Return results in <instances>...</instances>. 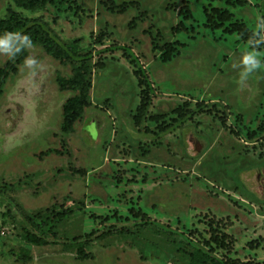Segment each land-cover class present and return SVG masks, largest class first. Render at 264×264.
I'll use <instances>...</instances> for the list:
<instances>
[{
	"label": "rangeland",
	"instance_id": "374dc122",
	"mask_svg": "<svg viewBox=\"0 0 264 264\" xmlns=\"http://www.w3.org/2000/svg\"><path fill=\"white\" fill-rule=\"evenodd\" d=\"M263 1L52 0L31 11L0 0V18L15 10L41 20L92 55L89 104L69 136L59 123L71 94L54 80L70 75L69 62L30 46L0 88V264H22V250L29 264H187L168 232L264 264ZM121 4L133 5L121 14ZM115 46L127 49L101 53ZM9 57L0 50V68ZM135 62L152 88L139 125ZM197 103L215 105L189 121L173 112ZM142 216L155 224L137 225ZM22 217L82 246L28 245Z\"/></svg>",
	"mask_w": 264,
	"mask_h": 264
},
{
	"label": "trees",
	"instance_id": "16d2710c",
	"mask_svg": "<svg viewBox=\"0 0 264 264\" xmlns=\"http://www.w3.org/2000/svg\"><path fill=\"white\" fill-rule=\"evenodd\" d=\"M15 5V9L31 10L34 11L40 7L50 4L52 0H11ZM230 6H244L247 5L246 0H226ZM133 4H121L118 7L119 13H124L127 8L131 7ZM260 15H261V26L262 34L264 36V1L260 5ZM219 13V12H218ZM231 14L228 11H221L219 13V20L221 23L227 22L231 18ZM79 40H74L70 43H63L52 31L49 25L38 19H22L19 18L16 11H9L5 17L0 18V50H8L10 52V57L7 59L6 63L2 68H0V88L3 82L9 77L17 73L18 68L23 67L28 58L27 48L30 46L38 47L43 54L54 59L69 62L72 65L70 70V75L65 76L60 73L55 74V84L59 92L70 93L71 96L62 105L61 120L59 123V134L60 136H69L73 133L74 124L81 116L84 108L89 104V90H90V80L88 78V68L87 64L92 59L91 53L80 54L77 52V46ZM171 47V46H170ZM169 47V48H170ZM126 47H109L101 51L105 53L113 50H123ZM171 51H167L162 56L163 62H168L171 60ZM136 63L138 68L134 73L138 78L139 86H143L145 90L142 91L145 95L140 105L137 108V115L135 117V122L137 125L140 124L141 118L144 116L147 106V98L149 91H151V86L144 73V69ZM101 68L103 67L100 64ZM1 93V89H0ZM214 106L215 103H197L195 104L194 110H189L187 105L184 104L182 107L175 109L173 112L178 118L182 120L189 121L196 114L202 113L207 106ZM158 119V118H156ZM164 132L167 131L165 128ZM0 195H3L2 190H0ZM58 220H62L66 217L65 214H56ZM22 222L24 225L23 242L34 246V247H46V246H63L66 244L80 248L82 246V239L79 237H73L71 239L64 240V242L57 239V235L54 233V227H50L43 230L42 227L36 224L29 217H22ZM155 223L150 221L145 216H142L137 222V225L141 227L152 226ZM173 236L181 238L180 242V252L188 258L187 264H240L236 260L229 258H219L213 254L211 248L194 243L191 239L182 238L181 235L175 232H168ZM50 236V237H49ZM225 239H230L228 236ZM87 241V240H83ZM216 244H220L221 249H225V243L221 240H215ZM228 243V242H227ZM31 262V257L27 250H22L21 256L17 263L29 264ZM243 264V263H241ZM249 264V263H245Z\"/></svg>",
	"mask_w": 264,
	"mask_h": 264
},
{
	"label": "clouds",
	"instance_id": "9594fccd",
	"mask_svg": "<svg viewBox=\"0 0 264 264\" xmlns=\"http://www.w3.org/2000/svg\"><path fill=\"white\" fill-rule=\"evenodd\" d=\"M243 63L248 66V70L250 71L252 68L257 67L258 61L254 59L252 56H245L243 58Z\"/></svg>",
	"mask_w": 264,
	"mask_h": 264
},
{
	"label": "water",
	"instance_id": "95a60500",
	"mask_svg": "<svg viewBox=\"0 0 264 264\" xmlns=\"http://www.w3.org/2000/svg\"><path fill=\"white\" fill-rule=\"evenodd\" d=\"M4 115V111H1L0 113V117H2Z\"/></svg>",
	"mask_w": 264,
	"mask_h": 264
}]
</instances>
